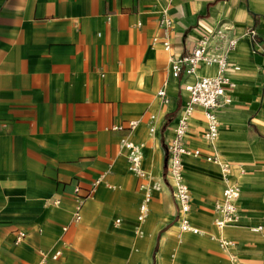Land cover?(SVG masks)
I'll use <instances>...</instances> for the list:
<instances>
[{
    "label": "crops",
    "instance_id": "crops-1",
    "mask_svg": "<svg viewBox=\"0 0 264 264\" xmlns=\"http://www.w3.org/2000/svg\"><path fill=\"white\" fill-rule=\"evenodd\" d=\"M163 10L173 19L167 49ZM221 22L237 37L231 101L212 143L200 107L184 140L231 162L238 219L214 224L219 166L184 155L189 218L200 230L181 231L166 143L188 98L182 83L214 67L176 78L170 59ZM123 136L142 142L144 175L129 169ZM152 182L161 187L138 220ZM0 264H264V0H0Z\"/></svg>",
    "mask_w": 264,
    "mask_h": 264
},
{
    "label": "built area",
    "instance_id": "built-area-1",
    "mask_svg": "<svg viewBox=\"0 0 264 264\" xmlns=\"http://www.w3.org/2000/svg\"><path fill=\"white\" fill-rule=\"evenodd\" d=\"M159 26L163 30L161 43L164 48H169L170 32L173 26V19L162 11L159 16ZM230 26L221 22L209 30H203L195 39L194 44L187 52L171 57V72L174 77H180L181 74H195L200 65L213 66L212 73L197 75L191 81L182 83L183 89L187 91L188 98L178 116L173 127V134L166 143V170L167 178L172 186V193L176 202L177 212L176 220L181 231L199 232L198 226L194 225L189 218L190 193L183 174V156H202L207 160L215 162L221 171L223 186L221 197L214 203L213 222L218 227L235 222L238 219V209L236 198L239 195V186L236 181L230 178L231 162L217 151L204 152L200 148L190 147L184 140L188 125L189 115L195 107H200L205 115L206 124L202 136L212 143L218 134V111L225 107L231 101L230 91L234 88L235 82L231 78V72L237 70L239 66L229 60L230 52L234 49L237 37L230 34ZM246 32L255 40L256 31L253 26H248ZM157 36L153 37V41ZM157 94L164 102L169 100L165 89L159 88ZM138 120L129 119L127 128H135ZM112 129H123L122 123L110 125ZM153 126L149 127L153 131ZM120 145L125 149V154L129 169L138 174L144 175L145 171L141 167L142 142H136L126 136L120 138ZM99 177L95 180L97 181ZM160 184L152 182L143 186V194L138 205L137 219L143 220L149 209V202L152 197V191L160 189ZM79 185L74 187L76 196L75 218H80L79 208L84 199V195L79 193ZM118 220V219H117ZM262 225L252 226L253 229H260ZM24 232H20L16 240H20ZM221 244L230 245L231 241L221 239ZM56 250L52 257L59 254Z\"/></svg>",
    "mask_w": 264,
    "mask_h": 264
}]
</instances>
